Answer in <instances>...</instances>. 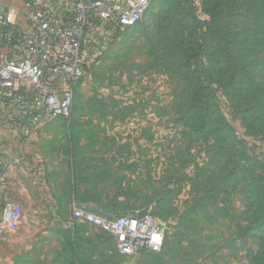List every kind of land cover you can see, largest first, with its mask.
I'll return each instance as SVG.
<instances>
[{"label":"rangeland","instance_id":"obj_1","mask_svg":"<svg viewBox=\"0 0 264 264\" xmlns=\"http://www.w3.org/2000/svg\"><path fill=\"white\" fill-rule=\"evenodd\" d=\"M1 137L29 171L0 181V264H264V0H156L94 36L69 119ZM74 204L151 213L163 246L122 256Z\"/></svg>","mask_w":264,"mask_h":264},{"label":"built area","instance_id":"obj_2","mask_svg":"<svg viewBox=\"0 0 264 264\" xmlns=\"http://www.w3.org/2000/svg\"><path fill=\"white\" fill-rule=\"evenodd\" d=\"M155 1L68 0V17L62 23L54 22L47 10L30 5L26 9L29 27L14 39L8 57L0 59V89L18 105L3 107L0 103V119L19 123L24 139L32 137L47 120L69 119L74 91L84 77L94 36L135 25ZM13 25V13L0 9V30ZM3 176L0 173V181ZM3 216L6 221L13 219L10 206ZM72 221L108 234L117 253L126 257L143 251L157 253L164 243V227L148 212L105 217L73 205Z\"/></svg>","mask_w":264,"mask_h":264},{"label":"crops","instance_id":"obj_3","mask_svg":"<svg viewBox=\"0 0 264 264\" xmlns=\"http://www.w3.org/2000/svg\"><path fill=\"white\" fill-rule=\"evenodd\" d=\"M57 1L58 0H0V9L1 10H8L11 13H13L14 23H15V22H19L20 20H24V18L26 19V9L30 5H37L43 9L47 10L50 13V17L54 22L62 23V22H65L67 17H68V13H67L68 10L65 11V9H62L59 5L63 4L64 6H67V4H68V6H69V3L67 1L66 2L60 1L58 3ZM57 10H62L63 13L59 12ZM58 14L62 16V20L60 19V17H58ZM62 14H64V15H62ZM10 49H11L10 44L9 43L4 44V41H1V38H0V59L7 58L9 55ZM0 123H1V125H0V168L3 171V175L6 178V180L7 179L9 180L12 178V176L13 177L22 176V174H25V171L28 172L29 169H27V164L25 163V160H24L22 167L18 166L19 171L16 170V168H15L16 165H15V160H14L15 157L10 153L9 147L7 149V147H5L7 145L4 146V141H3V138L1 137L3 132L15 133L16 130H19V128L17 126L11 125L10 123H7V122L1 120V119H0ZM31 141L34 142V138ZM19 146L21 147L24 145L20 144ZM24 157L27 160V154H25ZM37 157H38L37 155L31 156V159H34ZM31 159H29V160H31ZM19 174H21V175H19ZM28 176H30V175H28ZM19 186H22V185H19Z\"/></svg>","mask_w":264,"mask_h":264},{"label":"trees","instance_id":"obj_4","mask_svg":"<svg viewBox=\"0 0 264 264\" xmlns=\"http://www.w3.org/2000/svg\"><path fill=\"white\" fill-rule=\"evenodd\" d=\"M22 33H20L17 29L11 27V29H9V30H5V31H1L0 30V38H1V41H4V44L5 43L6 44L9 43L10 46H13L14 43H12V42H14V39L20 37V35ZM205 84L208 85V83H205ZM0 97L2 98L0 103L2 104L3 107H7V106H10V105H12L13 108H17L18 107V105H16V104L11 102L12 98L8 97V94L6 93V91L4 89H0ZM237 106L239 108L245 110L244 109V105H243V103H241V101L237 102ZM221 133H224V130H221ZM230 138H232V136ZM0 173H3L1 168H0ZM245 187H246V189H249V193H250V191L252 192L253 187L250 186L248 184V182L246 183Z\"/></svg>","mask_w":264,"mask_h":264}]
</instances>
